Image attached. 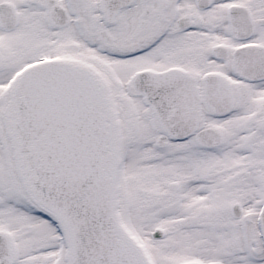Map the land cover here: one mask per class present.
Instances as JSON below:
<instances>
[{
  "label": "snow or ice",
  "instance_id": "6c2138e0",
  "mask_svg": "<svg viewBox=\"0 0 264 264\" xmlns=\"http://www.w3.org/2000/svg\"><path fill=\"white\" fill-rule=\"evenodd\" d=\"M0 264H264V0H0Z\"/></svg>",
  "mask_w": 264,
  "mask_h": 264
}]
</instances>
